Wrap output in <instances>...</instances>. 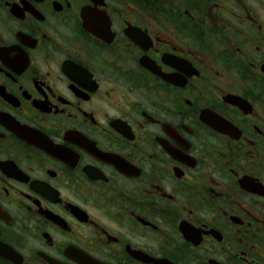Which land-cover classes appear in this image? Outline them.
<instances>
[{
  "label": "flooded vegetation",
  "instance_id": "obj_1",
  "mask_svg": "<svg viewBox=\"0 0 264 264\" xmlns=\"http://www.w3.org/2000/svg\"><path fill=\"white\" fill-rule=\"evenodd\" d=\"M0 264H264V0H0Z\"/></svg>",
  "mask_w": 264,
  "mask_h": 264
}]
</instances>
